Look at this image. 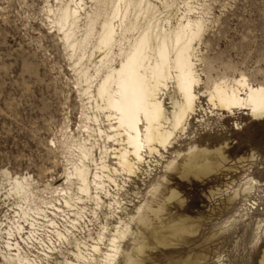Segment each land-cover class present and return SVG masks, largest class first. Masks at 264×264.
I'll return each mask as SVG.
<instances>
[{"label":"bare ground","instance_id":"6f19581e","mask_svg":"<svg viewBox=\"0 0 264 264\" xmlns=\"http://www.w3.org/2000/svg\"><path fill=\"white\" fill-rule=\"evenodd\" d=\"M207 1L45 0L46 19L70 60L80 120L76 132L65 122L61 127L59 184L51 178L39 188L29 175H4V197L15 206L0 220V264H117L120 257L122 264H133L122 243L134 234L131 223L152 225L166 173L150 182L149 198L132 214L125 212L130 200L122 196L144 166L174 147L200 98L209 112L240 109L251 119H264L258 107L263 83H251L240 72L200 84L197 45L207 28L212 4ZM168 84L173 91L169 109L164 103ZM181 151L170 150L174 155L166 160L165 172L177 157L181 170L186 168L194 155ZM244 178L249 194L259 181L248 174ZM133 187L130 196L138 193ZM174 196L169 190L162 201ZM87 214L96 221L93 232L79 223ZM261 221H255L256 229ZM140 236V231L132 236L133 250L140 249Z\"/></svg>","mask_w":264,"mask_h":264},{"label":"rangeland","instance_id":"374dc122","mask_svg":"<svg viewBox=\"0 0 264 264\" xmlns=\"http://www.w3.org/2000/svg\"><path fill=\"white\" fill-rule=\"evenodd\" d=\"M207 2L212 3L207 28L197 45L200 84L240 72L249 82L264 84V0ZM44 5L45 0H0L2 222L5 209L15 206L11 197H4L8 188L4 175H29L39 188L51 178L53 185L59 184L64 164L61 127L65 122L76 132L80 120L70 60L46 19ZM168 86L164 98L167 109L173 99ZM198 104L173 141L174 147L155 157L159 162L144 166L122 196L130 200L125 212L132 214L149 198L150 182L160 181L166 173L156 197L159 209L152 225L131 223L135 235L141 232L140 249L133 250V233L122 243L131 251L133 264H261L264 119H251L240 109L233 114L209 112L203 97ZM176 148L182 150L180 155L187 152L194 156L183 170L182 159L174 158L176 165L165 172L166 160L174 155L170 150ZM246 174L259 181L249 194L244 190ZM133 186L138 193L130 196ZM169 190L175 196L162 201ZM62 217L56 218L58 222ZM257 219L262 221L256 229ZM79 223L89 232L96 226L91 214ZM122 263L120 257L117 264Z\"/></svg>","mask_w":264,"mask_h":264},{"label":"snow or ice","instance_id":"6c2138e0","mask_svg":"<svg viewBox=\"0 0 264 264\" xmlns=\"http://www.w3.org/2000/svg\"><path fill=\"white\" fill-rule=\"evenodd\" d=\"M259 93L261 94V99H260V102H259V111L261 112V114H264V86H262L260 89H259ZM257 110V107H253V111L255 112ZM237 127H239V125H237Z\"/></svg>","mask_w":264,"mask_h":264}]
</instances>
